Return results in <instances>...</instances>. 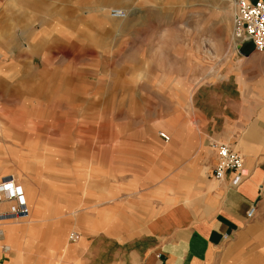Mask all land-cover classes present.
Segmentation results:
<instances>
[{"label": "rangeland", "instance_id": "rangeland-1", "mask_svg": "<svg viewBox=\"0 0 264 264\" xmlns=\"http://www.w3.org/2000/svg\"><path fill=\"white\" fill-rule=\"evenodd\" d=\"M42 1L51 16L41 33L29 6H17L9 31L0 2V48L16 39L28 53L10 63L0 55V179L8 174L25 193L50 200L38 222L49 256L74 232L77 240L104 232L105 204L121 178L168 174L162 162L145 168L143 159L166 156L177 142L171 117L188 108L187 92L216 79L220 50L242 42L232 36L234 0H157L159 15L150 3L125 0L131 14L119 26L92 11L94 0ZM14 26L23 31L15 35ZM27 200L30 216L13 219L21 225L36 212ZM6 254L0 250V264Z\"/></svg>", "mask_w": 264, "mask_h": 264}, {"label": "crops", "instance_id": "crops-1", "mask_svg": "<svg viewBox=\"0 0 264 264\" xmlns=\"http://www.w3.org/2000/svg\"><path fill=\"white\" fill-rule=\"evenodd\" d=\"M96 1L92 11L110 17L113 26H119L123 18L110 15L108 2L131 14L120 4L125 0ZM2 2L7 4L9 31L17 6H29L37 31L47 30L51 12L46 1ZM145 2L157 7L160 14V1ZM13 29L15 35L23 31ZM36 33L32 36L37 37ZM40 43L35 45L42 46ZM21 47L14 39L8 50L0 48V55H6L10 63L15 60L12 55L28 54ZM219 54L224 57L216 79L187 92L188 108L183 114L176 110L171 117L174 124L169 129L177 142L165 147L164 158L155 152V161L143 159L145 168L159 167L162 162L169 168L168 174L161 177L159 170L144 169L141 177L121 178L114 199L105 204L104 232L81 236L65 250L55 241L54 254L49 256L46 247L38 244L50 242L42 238L38 222L45 219L50 200L35 191L25 193L36 212L26 224L12 223L13 238L9 237L8 244L0 240V250L8 253L1 255V262L52 264V258L58 257V264H264V52L255 50L246 39ZM212 140L242 154L245 175L239 185L232 183L233 172L222 180L213 177L217 156L210 146ZM5 206L7 202L0 204V208ZM252 206L255 213L248 218Z\"/></svg>", "mask_w": 264, "mask_h": 264}, {"label": "built area", "instance_id": "built-area-1", "mask_svg": "<svg viewBox=\"0 0 264 264\" xmlns=\"http://www.w3.org/2000/svg\"><path fill=\"white\" fill-rule=\"evenodd\" d=\"M110 13L119 18L127 17L126 11L122 8L113 7ZM232 36L239 43L247 39L252 42L255 50L264 52V0H234ZM159 135L165 140H170V135L165 131H160ZM210 146L217 156L213 177L222 180L228 172H233L232 183L239 185L245 175L242 154L231 149L226 143L211 142ZM2 202L12 204L7 210L0 208V221L26 218L30 214L24 188L14 177L8 176L0 179V204ZM254 213L255 207L252 206L247 211V217L252 218ZM2 234L0 227V237ZM71 239L72 241L77 240L75 232L71 235Z\"/></svg>", "mask_w": 264, "mask_h": 264}, {"label": "bare ground", "instance_id": "bare-ground-1", "mask_svg": "<svg viewBox=\"0 0 264 264\" xmlns=\"http://www.w3.org/2000/svg\"><path fill=\"white\" fill-rule=\"evenodd\" d=\"M116 8H120V7H116ZM122 9H124V8H122ZM111 10V9H110ZM125 11H126V13H127V15L126 16H128V11L126 10V9H124ZM110 15H111V13H110ZM112 16V15H111ZM113 17H115V16H113ZM115 18H118V19H122V18H119V17H115ZM38 202H40V201H38ZM40 204L41 203H39V209H42L41 207H40ZM46 204V203H45ZM41 212V211H40ZM42 213V212H41ZM30 216V214L28 215V217ZM28 217H26V218H28ZM7 221H5L3 224L5 225V227L2 229L3 231H2V233H3V236L2 237H0V240H6V242H5V245L6 244H8L7 243V240L9 239V237H11V238H13V236H12V233H13V227H12V223L13 222H16L15 220H9V219H6ZM30 221H32V219H29V220H27V222H30ZM18 223V222H17ZM2 224V221H0V225L2 226L3 225ZM15 227V226H14ZM11 235V236H10ZM11 242V241H10Z\"/></svg>", "mask_w": 264, "mask_h": 264}, {"label": "water", "instance_id": "water-1", "mask_svg": "<svg viewBox=\"0 0 264 264\" xmlns=\"http://www.w3.org/2000/svg\"><path fill=\"white\" fill-rule=\"evenodd\" d=\"M251 42V41H250Z\"/></svg>", "mask_w": 264, "mask_h": 264}]
</instances>
